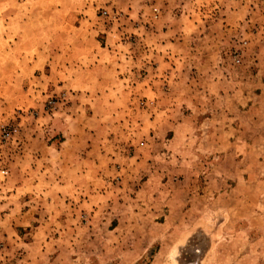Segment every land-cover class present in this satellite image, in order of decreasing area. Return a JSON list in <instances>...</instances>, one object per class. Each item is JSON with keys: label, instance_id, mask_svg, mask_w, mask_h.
<instances>
[{"label": "rangeland", "instance_id": "obj_1", "mask_svg": "<svg viewBox=\"0 0 264 264\" xmlns=\"http://www.w3.org/2000/svg\"><path fill=\"white\" fill-rule=\"evenodd\" d=\"M0 264H264V0H0Z\"/></svg>", "mask_w": 264, "mask_h": 264}]
</instances>
